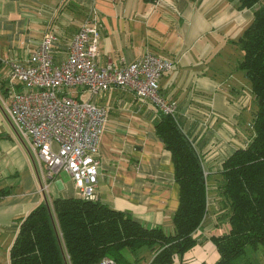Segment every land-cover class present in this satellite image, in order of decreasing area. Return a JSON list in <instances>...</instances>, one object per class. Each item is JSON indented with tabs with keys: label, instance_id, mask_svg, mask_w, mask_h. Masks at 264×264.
<instances>
[{
	"label": "crops",
	"instance_id": "0c3cea01",
	"mask_svg": "<svg viewBox=\"0 0 264 264\" xmlns=\"http://www.w3.org/2000/svg\"><path fill=\"white\" fill-rule=\"evenodd\" d=\"M238 6V0H0V59L32 63L41 39L55 34L60 45L54 60H64L65 47L92 8L101 29L99 64L130 63L148 52L173 62L159 90L177 105V121L201 157L207 213L194 233L199 242L171 264H215L219 254L210 237L229 228L217 195L220 163L246 146L256 109L251 91L238 87L243 54L233 43L252 23L253 10ZM7 81L8 67L0 62V192H7L0 196V264H10L20 219L45 200L51 205L78 197L65 172L48 177L43 165H34L7 114L12 94ZM70 93L80 101L89 97L83 88ZM94 101L108 109L98 145L96 200L144 227L172 231L179 186L170 153L155 131L158 109L119 88L100 92ZM139 256L137 264H151V253Z\"/></svg>",
	"mask_w": 264,
	"mask_h": 264
},
{
	"label": "trees",
	"instance_id": "16d2710c",
	"mask_svg": "<svg viewBox=\"0 0 264 264\" xmlns=\"http://www.w3.org/2000/svg\"><path fill=\"white\" fill-rule=\"evenodd\" d=\"M238 3L241 10H253L252 23L233 43L242 51L237 68L250 83L256 109L248 143L220 163L217 195L229 228L210 237L219 254L215 264H259L246 255L260 250L264 254V3ZM155 131L170 153L179 186L172 231L144 227L97 200L44 201L20 219L10 264H99L103 258L137 264L146 252L152 254L151 264H171L192 249L199 242L194 233L207 213L202 160L173 117L160 113Z\"/></svg>",
	"mask_w": 264,
	"mask_h": 264
},
{
	"label": "built area",
	"instance_id": "2783aa9c",
	"mask_svg": "<svg viewBox=\"0 0 264 264\" xmlns=\"http://www.w3.org/2000/svg\"><path fill=\"white\" fill-rule=\"evenodd\" d=\"M93 17L91 8L60 62L53 56L60 45L55 34L41 39L32 63L0 59L8 67L7 83L12 94L7 114L15 131L26 141L29 153L47 169L48 177L65 172L78 197L85 200H96L98 145L108 120V109L94 101L100 92L125 89L150 100L159 113L176 121L178 114L177 105L167 101L159 90V81L173 68V62L148 52L130 63L99 64L101 29ZM17 86L22 90L16 91ZM75 88L86 90L88 99L73 97L70 90ZM181 130L188 137L187 131ZM99 264L116 263L103 258Z\"/></svg>",
	"mask_w": 264,
	"mask_h": 264
},
{
	"label": "rangeland",
	"instance_id": "374dc122",
	"mask_svg": "<svg viewBox=\"0 0 264 264\" xmlns=\"http://www.w3.org/2000/svg\"><path fill=\"white\" fill-rule=\"evenodd\" d=\"M263 3H264V0H263ZM237 81H238V84H239V86H238L239 89H241V88L246 89L247 93L250 95V91H251L250 83L248 82L247 78L243 75V73L238 74ZM253 106H254V100L252 99L250 101V109H247V112L251 111V109L253 108ZM23 141L26 144V147H28L26 141L24 139H23ZM30 155H31V158L33 159L34 165L37 168H39V166H37L38 162H37L36 157H34V155H32L31 153H30ZM246 258L247 259H250V260L251 259H255L259 264H263L264 263V254L261 252V250L258 251V252H256V254L248 251V253L246 255Z\"/></svg>",
	"mask_w": 264,
	"mask_h": 264
},
{
	"label": "water",
	"instance_id": "95a60500",
	"mask_svg": "<svg viewBox=\"0 0 264 264\" xmlns=\"http://www.w3.org/2000/svg\"><path fill=\"white\" fill-rule=\"evenodd\" d=\"M45 201H47V200H45ZM47 204H48V202H46Z\"/></svg>",
	"mask_w": 264,
	"mask_h": 264
}]
</instances>
